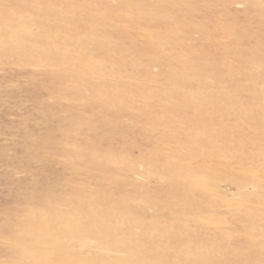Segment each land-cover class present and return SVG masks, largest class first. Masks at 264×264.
<instances>
[{
	"label": "rangeland",
	"instance_id": "rangeland-1",
	"mask_svg": "<svg viewBox=\"0 0 264 264\" xmlns=\"http://www.w3.org/2000/svg\"><path fill=\"white\" fill-rule=\"evenodd\" d=\"M0 264H264V0H0Z\"/></svg>",
	"mask_w": 264,
	"mask_h": 264
}]
</instances>
